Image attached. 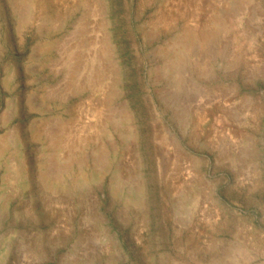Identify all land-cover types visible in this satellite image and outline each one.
<instances>
[{"label":"rangeland","instance_id":"obj_1","mask_svg":"<svg viewBox=\"0 0 264 264\" xmlns=\"http://www.w3.org/2000/svg\"><path fill=\"white\" fill-rule=\"evenodd\" d=\"M0 264H264V0H0Z\"/></svg>","mask_w":264,"mask_h":264}]
</instances>
